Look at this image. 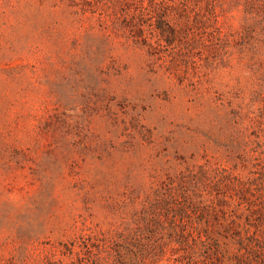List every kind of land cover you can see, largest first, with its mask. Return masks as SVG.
<instances>
[{"label": "rangeland", "instance_id": "374dc122", "mask_svg": "<svg viewBox=\"0 0 264 264\" xmlns=\"http://www.w3.org/2000/svg\"><path fill=\"white\" fill-rule=\"evenodd\" d=\"M263 172L264 0H0V264H264Z\"/></svg>", "mask_w": 264, "mask_h": 264}, {"label": "trees", "instance_id": "16d2710c", "mask_svg": "<svg viewBox=\"0 0 264 264\" xmlns=\"http://www.w3.org/2000/svg\"><path fill=\"white\" fill-rule=\"evenodd\" d=\"M260 180L262 181V191L264 192V172L260 175ZM262 206H264V205H262Z\"/></svg>", "mask_w": 264, "mask_h": 264}]
</instances>
